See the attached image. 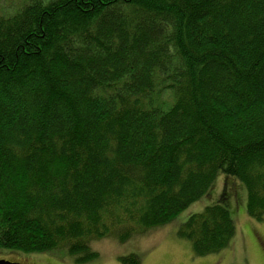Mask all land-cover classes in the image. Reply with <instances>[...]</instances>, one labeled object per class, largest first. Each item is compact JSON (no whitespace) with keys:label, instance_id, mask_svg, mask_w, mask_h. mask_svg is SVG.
<instances>
[{"label":"trees","instance_id":"1","mask_svg":"<svg viewBox=\"0 0 264 264\" xmlns=\"http://www.w3.org/2000/svg\"><path fill=\"white\" fill-rule=\"evenodd\" d=\"M221 176L263 221L264 0H28L0 15V250L90 263L94 242L168 226ZM224 195L177 232L195 257L236 236Z\"/></svg>","mask_w":264,"mask_h":264},{"label":"rangeland","instance_id":"2","mask_svg":"<svg viewBox=\"0 0 264 264\" xmlns=\"http://www.w3.org/2000/svg\"><path fill=\"white\" fill-rule=\"evenodd\" d=\"M26 1L0 0V15H13ZM222 193L236 224V236L227 250L195 257L190 243L181 240L177 232L190 216L217 204ZM92 249L99 258L85 264H123L121 260L132 255L137 256L141 264H264V220L259 222L248 215L247 193L242 184L221 176L211 195L190 206L168 226L139 234L126 243L112 239L94 242ZM0 259L21 264H76L59 254L24 255L6 250H0Z\"/></svg>","mask_w":264,"mask_h":264},{"label":"water","instance_id":"3","mask_svg":"<svg viewBox=\"0 0 264 264\" xmlns=\"http://www.w3.org/2000/svg\"><path fill=\"white\" fill-rule=\"evenodd\" d=\"M0 264H21V263H13V262H10L8 260H0Z\"/></svg>","mask_w":264,"mask_h":264}]
</instances>
